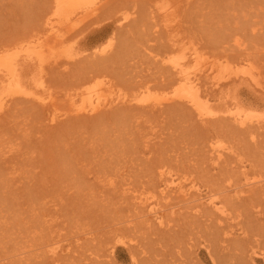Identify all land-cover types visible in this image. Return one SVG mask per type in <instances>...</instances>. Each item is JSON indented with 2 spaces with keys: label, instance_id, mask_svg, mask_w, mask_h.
<instances>
[{
  "label": "rangeland",
  "instance_id": "374dc122",
  "mask_svg": "<svg viewBox=\"0 0 264 264\" xmlns=\"http://www.w3.org/2000/svg\"><path fill=\"white\" fill-rule=\"evenodd\" d=\"M47 1L50 3V0H0V45L13 46L18 38L36 33L35 29H39L36 22L40 25V15L49 6ZM98 8L90 16L75 17L72 35L75 37L71 41L82 56L99 58L115 53L109 58L113 62L103 65L96 73L105 75L114 85L112 91L109 89L112 97L124 94L131 103L115 102L108 107L101 104L98 111L82 112L77 117L68 111L54 123L47 121L50 113H58L60 109L61 113L65 106L71 108L67 98L70 93L77 96L85 93L88 82L81 85L82 75H77L78 79L70 76L47 82L52 87L48 88L49 92L40 89L45 95L53 92L58 95L59 102L51 108L30 102L33 99L30 97L18 96L13 100L0 122H3L0 126L3 130L0 131V264H140L147 260L152 264H213L214 260L217 262L214 257L217 248L225 251L224 259L228 262H237L235 256L239 250L229 245L238 252L231 256L227 242L220 241L226 247L218 242L221 246L212 248L209 244L213 241L209 239L212 240V231L217 239L218 230L220 236L228 234L234 239L238 234L239 238L248 228L244 227L245 223L250 224L246 216L258 215L261 208L263 212L252 219L264 222V0H108ZM177 57L189 62V68L199 67L196 72H202L203 80L210 76L208 80H200L205 84L203 87L201 83L202 90L209 96V107L219 110L221 115L201 119L195 109L192 112L193 107L179 108L184 102L179 103L181 99L174 97V86L169 84L173 78L169 73L174 74L169 59ZM216 64L224 65L219 71H205ZM66 67L63 65L59 70ZM227 67L232 70L230 77L222 72ZM67 69L64 72L70 73ZM214 80L219 81L217 86ZM142 93L144 97L148 95L145 103L134 98ZM115 105L124 113L105 117L117 110ZM125 105L129 108L123 110ZM233 107L253 113L250 124L258 132L254 129L250 132V127L232 120L234 117L227 111ZM211 117L217 121L210 122ZM214 141L227 147L228 155L223 156H230V163H227L229 158H224V162L215 164L210 148ZM161 163L164 166L161 168L171 172L165 176L174 173L173 178L181 175L188 181L194 180L200 191L187 196L193 203L184 199L182 203L181 195L177 194L178 198L174 192L172 196L166 193L172 190L165 188L164 177L156 169ZM219 164L225 170L218 168ZM154 167L156 172L151 171H155ZM220 169L233 177V182L225 181L228 178L225 174L215 176L220 174ZM154 173H158V178ZM213 174V181L223 182L225 193L229 191L233 197L229 196V200L234 205L228 201L227 209L229 205L232 208L240 205L235 202L241 200V194L253 195L243 196L244 204L240 201L247 211L244 224L228 223L223 225L226 230H216L219 222H226L219 220L218 213L202 200L212 191V178L207 177ZM252 182V189L261 188L255 189L256 194L250 187L248 190ZM161 193L170 195L171 200ZM143 195L156 197L172 230L167 225V230L159 228L150 206H142L146 204ZM245 203L251 204V208ZM118 234V237L125 235L121 237L124 241L116 240ZM248 237L250 246L243 252L246 264H264V254L252 252L253 248L258 250L257 242L253 243L255 246L252 242L264 240V233L258 231L250 235L252 239Z\"/></svg>",
  "mask_w": 264,
  "mask_h": 264
},
{
  "label": "bare ground",
  "instance_id": "6f19581e",
  "mask_svg": "<svg viewBox=\"0 0 264 264\" xmlns=\"http://www.w3.org/2000/svg\"><path fill=\"white\" fill-rule=\"evenodd\" d=\"M107 1L108 0H50V3H49V1H47L49 3V6L46 9V11L43 8L44 9V12H42L43 10L41 11L42 12V15H40L41 16V19H39L40 22L38 20V22L40 23V25L36 21H33V22H36L37 26L39 27V29L38 28L35 29L36 33L31 34V35L26 36V37H23V38L21 37L20 40H18L19 39L18 38L17 40H15L17 42L13 46H10L11 44L5 45V46L0 45V122L2 121L1 118L5 115V113L8 112L7 109L10 108V106L13 104V100L16 97H18V96L33 98L34 100L31 99L32 101H30V102L36 101L39 104H41L42 106H44V107H46V106L48 107L49 106L51 108L52 106L56 105V103L59 102V101H57L59 99V97H57L58 95L56 96L54 94V92L52 94H50V95H45L44 93H40L41 92L40 89L43 90V91H47L48 88H49V86L47 85V82H52V80L53 81H59L61 78H64V77L71 78L70 76H73V77L77 78L78 77L77 75H79V76L82 75L81 76V79L84 80V81L81 80L80 83L83 82L81 85L84 86V83H87L88 82L87 83V86L85 85L86 86L85 93L82 92L83 95H81V96L79 94H78V96H77V94H73V93L71 94L70 93L71 91H69L70 95H69V93H66V95H69V96H67V98L69 97V100L68 101H70L69 103L71 105V108L69 107L70 109H68V108H66L67 106H65V108L68 109V110H65V108H64V110L61 113H59L61 111V109H60V111H58V113H54V112L53 113H50L49 112L50 113V116H48L47 121H51L52 123H54V122L60 120V118H58V117L65 115L68 111L74 112L76 114L75 116L77 117L82 112L84 113L86 111H88V112L89 111H96V110L98 111L102 105L108 107V106H111L112 104H114L115 102H123L125 104L127 101H128V103L131 101V99H129L124 94L123 95L120 94V95H118V97L116 96L117 98L116 97L115 98L112 97L110 95L111 92L109 91V89L111 90L114 85L111 83L110 80H107L105 78L106 77L105 75H102L100 73H96L97 71H100L101 70V67L103 65H105V66L107 65L108 66V63L109 62H113V61H111L113 59H109V58H113L112 55H114L115 53L114 54H110L108 52L109 54H107V55L105 54L106 56L103 55V57L102 56H99V58H96L97 56L96 57L95 56L94 57L92 56L93 58H91L89 56H82V54H81L82 52L76 51L77 48L75 49V47H74L75 46V44H74L75 42L73 43L71 41V39L75 37V36L72 37V35L75 34V33L73 34V32H75L74 31V29H75L74 27L76 25L75 24V21H74L75 20V17H79V19H82V18H80L82 15L88 14L90 16V14L95 13L99 9L98 8L99 6L104 5L105 3H107ZM102 9H104V8H102ZM85 16H87V15H85ZM91 20H92V18H91ZM87 21L89 22L90 20H87ZM73 24H75V25H73ZM33 25L35 26V23ZM31 27L34 28L33 26H31ZM76 27H78V25ZM120 27H122L121 24H120ZM33 30H32V32H33ZM16 36H15V38H16ZM13 38H14V35H13ZM1 39H2V37H1ZM15 41H13V42H15ZM80 51H81V48H80ZM196 54L197 53L195 52V58H197V60L199 58V62H200V56L199 55H196ZM87 57H89V59ZM182 58L183 57H177V58H171V59H169L170 66H171V68H173L175 75L173 73H169V74H172L173 75V76L170 75V77H173V78H171L170 81H169L170 83L169 82L168 83L174 86V97L176 99H178V101L181 99L179 101V103L180 102H184L183 103L184 106L187 104L185 108H184L183 105H180V106H182V107H179L180 109L181 108L182 109H188L187 107H189L188 110H190V109H192L190 107H193V109H192L193 111L192 110L191 111L194 112V109H195V111H197L199 113V115L201 116V119L206 118V117H209V120H210V116L213 117L214 115H217V113L219 114V110H214V109H212V108L209 107V104H208L209 96H208V94H206V93L203 92V91H206V90H204V89L202 90V88L205 86V84H204V82L203 83L200 82V80H202V81L208 80L210 78V76H209L208 79L203 80V77L202 78L200 77V76H202L201 75L202 72L201 73L196 72V71H199L200 68L199 67H196V68L195 67H190L189 68L188 67L189 66V62L187 63V61H182L183 60ZM92 59H96V61H94ZM98 60L101 61V62H97ZM63 65H65V66L67 65V67H69V68L71 67L72 68V70H70L71 68L70 69L68 68L70 73H68L67 71L64 72L67 69V67L63 71L62 70H59V68L61 66H63ZM223 65H221V66H217V64L216 65H211V67L210 68H207V70L205 69V71H208L209 69L211 71L212 70L219 71L223 67ZM105 66H103V67H105ZM207 66H210V65H207ZM225 67H226V64H225ZM227 68L228 69H222V72H227L226 76L229 75V77H230L231 74H232V70L229 69L230 67H227ZM46 69H47V71H46ZM82 69H83V72H82ZM201 71H204V70L202 69ZM45 73H48V75L45 74ZM105 73L108 74L107 72H105ZM45 75H47V76H45ZM203 75H204V73H203ZM209 75H211V73H209ZM216 75H215V77H216ZM206 77H208V75ZM219 80H221V77H220ZM207 82L210 83V81H207ZM211 82H213V81H211ZM214 82H216V83H214ZM214 82L213 83L216 86L219 84V81H217V80L216 81L214 80ZM201 83L203 84V87H202V84ZM211 85H212V83H211ZM50 86H52V85H50ZM115 86H116V84H115ZM206 87H207V85H206ZM213 87H215V86H213ZM50 88H52V87H50ZM114 88L116 89V87H114ZM208 88L209 87H207L205 89H208ZM78 90H76V91L78 92ZM47 92H49V91H47ZM143 94L144 93H142L140 97H137V95H136V96H134V98L137 101H139V102L145 103V102H147L148 95L144 97ZM149 99H150V97H149ZM148 102H150V101H148ZM161 103H163V101H161ZM174 104H176V103H174ZM15 105H17V104H15ZM23 105H24V103H23ZM70 105H68V106H70ZM128 105H125L126 107L124 106L125 108L123 107L122 109L123 110L124 109L126 110V108L128 107ZM115 106H117V105H115ZM62 107H64V106H62ZM117 107H116L117 110L111 111V112H109L110 113L109 115H107L108 114L107 113L104 116L105 117L108 116V118H109V116L110 117H113V116L115 117L116 115H119L120 116V113L121 114L124 113L123 111L122 112L120 111L119 106H117ZM15 108H17V106ZM59 108H61V107H59ZM179 108L177 107V109H176V106H175V109L176 110H178ZM58 109L56 108V110H58ZM227 112H229L231 114L232 118L234 117V119H232V120L237 119V120H239L242 123V125L244 124L243 126L248 127V129L250 127L251 128L250 129V132H254L255 129H258L257 127L254 128V126H253L254 124L253 125L250 124V123H253V120H254L253 119L254 118V116H253L254 114L253 113L246 112L243 109L241 110L239 107L230 108ZM111 113H113L112 114L113 116L111 115ZM11 114L12 113H10V115ZM195 114L197 115L196 112H195ZM219 115H221V114H219ZM219 115H218V119H221V116L219 117ZM212 117H211V120L212 121H210V122L215 123L217 121V118H215L216 121L215 120L213 121ZM229 118L231 119L230 116H229ZM69 119H71V118H69ZM76 119L77 118H75L74 120H76ZM206 120H208V119H206ZM237 120H235V121H237ZM240 122H239V125L241 124ZM2 123H0V126H1ZM204 123H206V121ZM261 127H262V125H261ZM3 129H5V128H3ZM243 129H244V127H243ZM253 129H254V131H253ZM245 131L246 130H244V132ZM256 131L258 132V130H256ZM246 133H249V131L246 132ZM241 134H242V132H241ZM251 134H253V133H251ZM211 145H212V147H210V148H212L211 154L213 153L211 156L213 157V160L215 161V164H216V162L220 163V161L222 163V161L224 162V160H223L224 158L227 159V158L230 157V156L225 157L228 154H226V152H225L226 149H227V147H225L223 143H221V142L220 143H216V141H214V143H211ZM252 149L253 148H251V150ZM262 149H263V147H262ZM254 151H255V148H254ZM250 152L252 153L253 151H250ZM224 154H226V155L223 156ZM253 154L256 157H257V155H259L257 153H253ZM230 158L228 160L229 162L227 161V163H230V160L232 159V158L231 159ZM214 161H212V162H214ZM215 164H214V167L217 169V166ZM225 164L223 163V165H225ZM152 166H154V165H152ZM152 166H151V169H153ZM157 166L164 167L162 165V163H161V165H157ZM157 166H156V169L159 171V174L161 175V178H162V176L164 177L163 178L164 179L163 181H165L166 184L163 181L162 182H163L164 186L166 185L165 188L167 187L168 189H171L172 190V191H170V190L167 189L169 192L167 191L166 193H168V194H170L172 196L171 192H174V194L176 193L175 195L179 194V195L182 196V198H181L182 200L181 199L179 200L180 202H182L183 199H184V200H187V202L190 203V204L193 203V200L191 198H187V196L188 195H191L192 196V195H194L193 192H195V194H197V192L200 191V190L197 191L198 186H196V184L194 183V180L193 181L192 180L191 181H188L189 180L188 178H183L185 176L181 177V175H179L180 177L174 176V178H173V174L174 173L170 177L165 176L166 174L168 175V173L170 171H167L165 168H161V167L158 168ZM218 166H219L218 168H222V170L224 169L222 166L220 167V164ZM226 166L228 167V165H226ZM228 168H230V167H228ZM159 169H161V170H159ZM167 169H169V168H167ZM154 170H155V167H154ZM222 170L220 169L219 170L220 171V174L217 173L218 175H215V176L220 177L222 174L223 175L225 174V176H227L226 175V171H222ZM227 170H229V169H227ZM151 171L152 172H156V170L155 171L151 170ZM219 171H217V172H219ZM172 172H173V170H172ZM229 173H230V170H229ZM157 174H155V177H157L156 176ZM170 174H171V172H170ZM175 175H177V174H175ZM227 177L228 178H226L225 181H227V180L232 181V178L233 177H231V176H227ZM210 178H212V179H210ZM213 178H215L214 177V174L212 175V177L211 176L210 177H207V179H210V181L212 180V182H213L212 184H210L212 186L211 187L212 188V191H210L209 193H207L208 196L206 197V199L204 198L202 200H203L204 203H208L207 205H210V208H212V211L213 212L216 211V213H218V219L219 220L220 219H223L224 221L223 220L222 221L223 222H226L224 224L222 222H219L221 224H218V222L217 223L215 222L216 225L218 224V227L217 226L215 227L216 230H218L220 228H223V230H226V229H224L226 227H223V225L226 226L225 224L228 225V223H230V224L237 223V225H238V223H241L245 219L244 216H246L247 211H245V209H243V205H241V203L244 204V202L241 201V200H242V197L243 196L244 197L246 196V194L242 196V194L240 192V194H241L240 195L241 196V200H240L241 203H240V201H236L235 200L236 201L235 203H239L240 205L238 206L236 204L235 206L237 208H232L234 204L232 203L233 200L232 201L229 200V196H230L228 194L229 191H227L225 193V190L222 188V184H221L223 182H221V181H219L217 179H215V181H216L215 182V181H213ZM159 179H160V177H159ZM247 181H248V178H247ZM229 183H231V182H229ZM234 184H235V179H234ZM252 184H253V182L250 185H248V190H249V187L252 186ZM160 185L161 184H159V186ZM232 185H233V183H232ZM236 185H237V183H236ZM262 185H264V184H262ZM262 185H260V186H262ZM228 186H231V185H228ZM233 186H231V187H233ZM257 186H259V185L257 184ZM211 188H209V189H211ZM229 188H226V189L229 190ZM258 188H255V189L257 190ZM255 189H252V187H250V190H253V192L255 191ZM259 189H261V188H259ZM239 190H241V189L239 188ZM162 192H163V190H162ZM231 192H233V191H231ZM234 192H236V190ZM261 192L262 191L260 190L258 192V194L261 193ZM163 193H161V194L163 195ZM263 194L264 193H262V195ZM149 195H147L146 197H145V195H143V197H145V200H143V201L146 204H142V206L143 205L150 206V210L154 213V219H156V221L158 220V224L160 226L159 228L160 229H163V231L165 229L167 230V228H165V226L167 225L166 227H168V224L169 223L166 222L167 220L164 219V218H166L165 217V212H161L160 208L158 207L159 206L158 205V202L159 201L157 202V199L155 197L156 195H153L155 197V199L152 198V197H149ZM165 195H163V197ZM170 195L169 196L166 195L165 198H167L168 200H171ZM175 195H173V197H172L173 200L175 198L174 197ZM179 195H177V197ZM199 195H202V194L199 193ZM237 195H239V194H237ZM240 196H238V198ZM247 196H248V194H247ZM252 196L253 195H249L248 197L251 198ZM258 196H257V198H258ZM200 197L203 198L202 196H200ZM231 198H233V197H231ZM228 201L232 204V207L230 205L228 206L230 209H227L226 208V206H227L226 203ZM246 201H248V198H247ZM172 204H174V203H172ZM227 204H229V203H227ZM254 204H256V203H254ZM164 205H166V203H164ZM247 205H249V204H246V207H248ZM185 206H186V204H185ZM205 206L206 205L204 204L203 207L205 208ZM166 207L169 208V206H167V205H166ZM250 208H251V206H250ZM235 209H236V213H235ZM261 209L259 210L260 213L263 212V211H261ZM162 210H163V208H162ZM263 210H264V208H263ZM169 211H170V209H169ZM259 211H255V212L258 213ZM216 213H215L214 216L217 215ZM260 213H258V215ZM167 214H168V212H167ZM255 215H256V213L253 214L252 217L255 216ZM258 215H256V216H258ZM252 217L246 216V221L247 222H250V224H249V226H247L248 224L245 223V226L244 227L245 228L248 227V228H246V232L244 231L245 233H242L241 232L242 233V236L239 237L240 239L238 238L239 235L235 233L236 230H235V232H232V234L235 233L236 234L235 236L237 237V238L234 237V239H232L231 237H229L228 234L225 235V236H220L219 234H220L221 230H220V232L218 230L217 231L218 232L217 233V239L219 238L218 236H220V238L218 239L219 241H218L217 239H215V237H216V234L215 233L216 232L214 233L212 231L213 232L212 233L211 230H210V232H211L210 233V236L212 234V240L209 239V241H213L214 242V241L217 240V242H215V243L212 242L213 244L210 242L211 244H209V246H211V245H213V246L218 245L220 247L222 245V247L223 246L226 247V245L228 244L227 245L228 247H229V245L230 246L232 245L233 247L236 248V250H239L240 251L239 252L240 254H239L238 252H235V250H234L235 248L233 249L234 250L233 251L232 248L229 247L230 248V251L232 250L231 253H230L229 252V248H228V252L230 253L229 255L234 254V253L235 254L238 253V255L236 254L237 256H235L238 259V261L237 262H232V261L231 262H228L226 259H224L225 258V256H224L225 255V253H224L225 251H223V249L220 251L221 248H217L218 246H215V247L212 246V248H217V250H219V251H217V253L219 254V256H218V254H217V256L216 255L214 256V257H216L215 259H217V262H216V260H214V258H212L214 260V263L213 264H246V262H245L246 259H244V257H246V255H244L243 252H244V250H248L247 247L250 246V245L249 246L247 245L248 243H250V241H247L246 240L247 237L248 236L250 237L251 234L253 235V234H255L258 231H260L261 233H264L263 231H261V229H264V222H263V220L262 219L261 220L256 219L257 221L255 222V219L254 218L252 219ZM212 218H214V217H212ZM215 218L217 219V216ZM206 219H207V217H206ZM225 220H227V221H225ZM208 221H210V220H207V222ZM242 223L244 224V222H242ZM219 225H221L222 227H220ZM171 226L172 225H170L168 228L171 229L172 228ZM234 226H235V224H234ZM211 228H212V230L214 229L213 226H211ZM233 228H235V227H233ZM156 229H157V227H156ZM229 229H230L229 231L231 233V228H229ZM171 230L169 232L168 231L167 232L170 234ZM237 233H239V232H237ZM246 233H247V236H246ZM208 234H209V232H208ZM243 234H245V235H243ZM122 235L123 234H121V237H124L125 236V235H123V236ZM118 236H119V234L116 235V237H115L116 240L117 241H122L123 239L121 237H118ZM243 236H244V238H243ZM258 236H259V234H258ZM249 237H248V239H249ZM260 237H258V238H260ZM250 239H252V238L250 237ZM253 239H255V238H253ZM221 240H223L224 242H227V243H225L226 245L221 244L220 243ZM261 240L260 241H258V240L255 241L254 240V242H252V244L253 243L255 244V242H257L256 243L257 244L256 246L258 248V250H256V248L255 249L254 248L252 249L253 254L254 253L258 254L259 252L261 254H264V240L263 239H261ZM218 242L221 245H219ZM254 244H253V246H255ZM225 249L227 250V248H225ZM213 255H214V253H213ZM239 255L240 256H243L244 255V256L242 258ZM147 261H143L140 264H152L153 263L152 261L150 263H148Z\"/></svg>",
  "mask_w": 264,
  "mask_h": 264
}]
</instances>
